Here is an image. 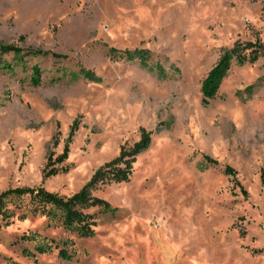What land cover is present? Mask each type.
I'll list each match as a JSON object with an SVG mask.
<instances>
[{
	"label": "rangeland",
	"instance_id": "1",
	"mask_svg": "<svg viewBox=\"0 0 264 264\" xmlns=\"http://www.w3.org/2000/svg\"><path fill=\"white\" fill-rule=\"evenodd\" d=\"M249 42L264 46V0H0V45L23 51L0 64V195L71 197L152 132L130 180L93 193L114 210L88 211L94 237L58 211L22 219L23 200L0 228V264H264V54L233 59L208 105L201 91L224 52ZM136 51L145 67L120 56ZM75 122L68 171L46 177ZM34 234L49 253L21 241Z\"/></svg>",
	"mask_w": 264,
	"mask_h": 264
},
{
	"label": "trees",
	"instance_id": "2",
	"mask_svg": "<svg viewBox=\"0 0 264 264\" xmlns=\"http://www.w3.org/2000/svg\"><path fill=\"white\" fill-rule=\"evenodd\" d=\"M260 43H246L237 44L233 49L226 50L220 58L216 66L211 70L206 79L202 83L203 104L208 105L210 101L214 100L217 96L218 90L223 79L227 76L231 61L236 60L238 65L243 66L246 63H255L260 56L264 53ZM247 50L250 53L245 54ZM23 51L14 46H1L0 45V64L3 62V57L8 54H21ZM38 53V52H36ZM148 52L136 51L134 53H124L120 56L127 58L130 61L139 59L142 66L147 64ZM159 75H164L161 67L157 68ZM39 73L34 72L32 83L36 86L40 84ZM78 128V123L75 122L70 132V139L65 144L63 153L53 160V156L48 160L46 166V177H55L61 173H66L68 169L63 166L68 159L69 147L71 138ZM152 142V132L141 130L140 141L134 144L133 147L126 149L123 148L118 157L112 161L101 166L91 177L90 181L76 194L71 197H61L57 194L50 193L43 188H17L8 190L0 195V228L8 227L11 220L15 216L14 209L22 207L23 200H29L27 212L23 214L22 219H25L28 214L33 216L40 215L48 219L55 218L54 213H61L62 226L74 232L80 238H92L95 235L94 228L96 227L95 216L89 214L88 211L99 209L102 213H111L114 210L110 204L100 198L94 196V192L102 185L111 183H126L133 175L134 165L137 157L146 151ZM208 164H216L210 158H206ZM225 174L235 177L236 173L232 168H226ZM38 235L23 236L21 241L33 242L36 245L38 254L43 255L49 253L52 248L46 239L37 240ZM26 257L36 258L35 254L30 253L28 250L23 251ZM59 258L64 261H71L74 257L64 246L59 250ZM37 260H35V263Z\"/></svg>",
	"mask_w": 264,
	"mask_h": 264
}]
</instances>
